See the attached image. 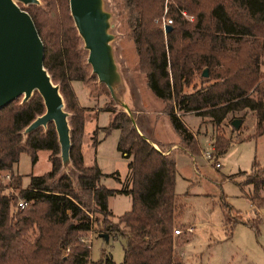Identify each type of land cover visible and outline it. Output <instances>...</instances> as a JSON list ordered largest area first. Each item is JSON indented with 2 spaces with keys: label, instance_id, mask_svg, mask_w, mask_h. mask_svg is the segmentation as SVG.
I'll return each mask as SVG.
<instances>
[{
  "label": "trees",
  "instance_id": "trees-1",
  "mask_svg": "<svg viewBox=\"0 0 264 264\" xmlns=\"http://www.w3.org/2000/svg\"><path fill=\"white\" fill-rule=\"evenodd\" d=\"M39 1L42 7L30 4L23 10L41 40L42 64L58 86L63 108L78 113L75 120L67 119L68 161L77 174L72 182L59 172V146L51 122L23 134L44 111L36 91L24 102H16L19 96L0 108V264H115L109 252L90 259L89 246L83 244L82 234L97 222L103 234L123 238L120 264H183L172 235L181 213L173 190L172 156L138 134L129 115L110 98L111 103L102 107L110 116L104 129L119 132L116 149L128 160L127 176L123 188L100 184L105 174L94 162L83 164L79 138L84 109L72 87L73 81L89 87L95 75L69 15L68 0ZM120 12L138 70L163 102V112L185 150L199 152L180 118L184 113L206 119L214 131L226 124L233 130V120L241 124L252 113L253 136L264 132V0H120ZM161 17L171 20L167 33ZM99 85L109 95L105 85ZM229 145L228 137L213 132V160ZM38 150L48 152L49 170L30 174L21 187L13 167L21 152L33 163ZM6 174L9 180L3 182ZM240 174L238 186H250L245 198L253 207H264V166L253 161L250 171ZM7 188L15 189L16 195L5 193ZM117 194L130 196L131 205L113 222L107 199ZM20 200L22 208L17 206Z\"/></svg>",
  "mask_w": 264,
  "mask_h": 264
},
{
  "label": "rangeland",
  "instance_id": "rangeland-1",
  "mask_svg": "<svg viewBox=\"0 0 264 264\" xmlns=\"http://www.w3.org/2000/svg\"><path fill=\"white\" fill-rule=\"evenodd\" d=\"M38 2V6L42 7V3L39 0ZM16 3L22 10L30 5ZM103 3L104 8L111 11L109 32L113 38L110 44L123 83V89L119 86L115 94L124 103L125 109L121 106L120 108L124 112H132L136 109L135 94L138 89H149L143 73L138 70L134 46L122 22L120 0H103ZM262 65L264 67V63ZM72 87L78 105L84 109L83 129L79 138L83 164L91 165L94 162L97 165L105 174L101 177L100 184L106 188H123L121 185L126 180L127 161L116 149L119 132L116 129H104L110 116L102 107L111 103L110 96L100 87L96 77L89 87L79 81H73ZM148 92L155 96L153 92ZM16 102L21 103V97ZM146 105L148 110L144 112V120L150 137L163 139L168 143L174 142L176 137L179 138L167 117L159 119V114L166 115L163 112V102L160 100L155 105L149 100ZM64 109L67 119L73 117L75 120L78 117L77 112L73 115L71 111ZM113 109L116 107L113 106ZM180 118L194 135L199 152L190 154L179 141L172 149L169 144L155 143L156 146H153L172 156L175 163L173 190L178 204L181 205L180 216L176 218V225L172 229L176 240L175 253L183 264H264V207H253L244 195L250 190V186L239 187L237 184L243 179L240 172L248 173L253 161L260 167L264 166V132L253 136L255 122L252 113L246 114L241 124L233 130L226 124L214 131L206 119L191 114L182 117L180 115ZM135 119L138 124L142 122V117L138 118V115H135ZM136 131L140 134L137 129ZM213 132L222 133L230 139L226 152L215 160L207 159L205 155H212ZM92 141H96L93 147ZM214 162H218L219 166L215 167ZM49 167L48 152L38 150L33 163L27 152H21L13 171L20 175L21 187H25L30 174H42ZM59 172L66 174L72 182L75 181L77 172L69 161L66 165L61 164ZM115 172L119 182L115 181ZM7 180L4 179L3 182ZM7 192L13 195L17 193L11 188H7L5 193ZM225 204L228 205L227 208L224 207ZM107 205L112 212L110 220L115 222L119 215L130 209L131 199L127 195H114L107 199ZM187 227H191V231H185ZM175 229L180 230V234L174 235ZM99 234H103V231L97 222L90 231L81 236L83 244L89 246L90 259L96 260L101 252H109L112 261L120 264L123 257V238L107 237L105 240Z\"/></svg>",
  "mask_w": 264,
  "mask_h": 264
},
{
  "label": "water",
  "instance_id": "water-1",
  "mask_svg": "<svg viewBox=\"0 0 264 264\" xmlns=\"http://www.w3.org/2000/svg\"><path fill=\"white\" fill-rule=\"evenodd\" d=\"M16 2L39 3L38 0H0V108L19 96L24 102L36 91L44 111L25 127L23 134L51 122L61 164L66 165L69 148L67 113L58 86L51 82L43 67V46L34 24ZM68 10L82 48L86 50L91 73L98 83L105 85L113 102L125 109L115 94L119 86L123 89V83L110 44L113 38L109 32L111 13L104 8L103 0H68ZM170 28L165 25L163 32L167 33ZM202 75L206 76L205 69ZM238 124V120L231 123L233 128ZM99 236L107 240L106 234Z\"/></svg>",
  "mask_w": 264,
  "mask_h": 264
},
{
  "label": "crops",
  "instance_id": "crops-1",
  "mask_svg": "<svg viewBox=\"0 0 264 264\" xmlns=\"http://www.w3.org/2000/svg\"><path fill=\"white\" fill-rule=\"evenodd\" d=\"M148 91H150V90H144L142 88H139L138 89V93L135 94V96L137 97L136 109H135V111H132V112L131 111H127L128 112V115L130 116L131 121H133V123L135 122L134 123L135 124V128L139 131V133L148 142H150L153 146H156L155 143L169 144L170 145V148L172 149V148L176 147L175 144H177V142L179 141V138L176 137V138L173 139L174 142L168 143L166 140H163V139H160L159 140V139H156L154 137H150V135L146 132V126H145V120H144L145 119V116H146L144 112H146L148 110L147 109L148 106L146 105V101L149 102V100H150L155 105H156L157 102L159 103V101H160V99L158 97L153 96V94H149ZM157 99H159V101ZM148 114L149 115H152L151 113H148ZM188 114H191V115L196 116L193 113H184V114L181 115V117L184 116V115H188ZM135 115H138V118L139 117H142V122L140 124L137 123V121L135 119ZM159 116H160L159 119H161V117H162V119H165V117H167V115H164V114H159ZM206 122H208V121H206ZM158 138H161V136L158 135ZM211 150H212V146H211ZM125 160L128 162L127 159H125ZM127 162H126V165H127ZM126 174H127V166H126ZM115 176H116L115 177V181L118 182L119 181V177H118L117 172H115ZM117 195H125V194H117Z\"/></svg>",
  "mask_w": 264,
  "mask_h": 264
},
{
  "label": "built area",
  "instance_id": "built-area-1",
  "mask_svg": "<svg viewBox=\"0 0 264 264\" xmlns=\"http://www.w3.org/2000/svg\"><path fill=\"white\" fill-rule=\"evenodd\" d=\"M182 14H183V13H182ZM188 19H191V18H188ZM170 22H171L170 19H168V18H164V17H161V19H160V24H161V28H162V30H163V27H164L165 25H169ZM205 155H206V158H207V159H211V158H212V155L210 156V153H205ZM214 166H215V167H218V166H219V163H218V162H214ZM3 179H5V180L9 179V175L6 174V175L3 177ZM23 205H24V202H23V201L20 200V201L17 202V206H18V208H22ZM185 231H187V232L191 231V227H187V228H185ZM173 234H174V235H178V234H180V230H178V229L173 230Z\"/></svg>",
  "mask_w": 264,
  "mask_h": 264
}]
</instances>
